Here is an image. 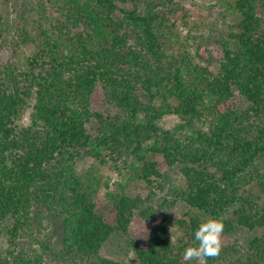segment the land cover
I'll list each match as a JSON object with an SVG mask.
<instances>
[{
	"label": "trees",
	"instance_id": "1",
	"mask_svg": "<svg viewBox=\"0 0 264 264\" xmlns=\"http://www.w3.org/2000/svg\"><path fill=\"white\" fill-rule=\"evenodd\" d=\"M174 4L0 0V234L9 244L0 264H122L102 248L114 233L129 234L137 217L147 233L131 240L140 264H193L171 243L178 197L196 211L186 246L208 217L229 213L225 231L256 232L207 264H264V0H232L217 70L174 48ZM10 50L29 54L3 60ZM237 94L244 107L229 104ZM109 104L119 111L106 114ZM168 115L180 119L173 129L162 126ZM103 151L112 160L134 156L141 178L161 191L164 170L178 167L184 187L154 206L151 196L114 197L108 220L76 172L83 152L104 163ZM54 216L62 219L58 249L40 222ZM27 236L43 251H17Z\"/></svg>",
	"mask_w": 264,
	"mask_h": 264
},
{
	"label": "rangeland",
	"instance_id": "2",
	"mask_svg": "<svg viewBox=\"0 0 264 264\" xmlns=\"http://www.w3.org/2000/svg\"><path fill=\"white\" fill-rule=\"evenodd\" d=\"M174 6H168L175 9L172 14L173 30L175 37L173 46L176 50H190L193 52L195 61L202 65H209L212 69L217 70L223 58L222 46L220 40L228 33L230 24L232 23V12L230 3L232 0H174ZM29 54L26 50L21 56L10 50L3 54L2 59L7 61L24 60ZM233 107H244L246 100L237 94L233 100L229 102ZM119 109L109 104L105 112L106 114H114ZM31 108H28L21 118V122L27 125L30 122ZM180 119L175 115H168L162 121V126L167 129H173ZM91 132L96 133L98 123L96 119L89 123ZM106 162L102 163L96 157L83 152L76 164V172L83 180L88 189L94 192L97 209L108 219H113L115 215L114 197L120 195L141 196L146 198L151 196L150 204L154 206L158 199L169 194L170 198L178 195V192L184 187V177L179 172L178 167L166 168L164 170V191L158 188H151L146 181L140 176V166L136 158L132 155H124L122 158L112 160L107 151H103ZM151 160L162 161L161 154H151ZM153 192L151 194V190ZM257 196H261L260 192L254 189ZM262 197V196H261ZM175 206L169 211L170 232L173 243L177 250L183 249V254L188 243L189 229L188 223L190 217L195 215V210L188 206L180 197L177 199ZM264 201V197L261 198ZM229 214V213H228ZM225 215L221 219H226L229 215ZM206 219V218H205ZM204 219V220H205ZM38 220V219H37ZM35 220L33 233L36 237L41 238L39 232L42 225ZM62 219L54 216L43 222L49 229L53 248H60L62 244ZM146 223L140 218H136L129 234L114 233L108 241L103 245L102 255L108 259L120 262L122 264H140L135 251L132 248L131 240L143 241L146 238ZM256 232H250L247 229L236 227L233 231H223V246L238 242L246 244ZM0 251L4 257H8L7 248L9 244L6 237L0 234ZM34 240V239H33ZM32 240L31 236H27L20 240L17 251H21L26 244L29 247L43 249ZM34 244V245H33ZM28 249V247H27ZM48 256V255H46ZM193 264L199 262L192 260Z\"/></svg>",
	"mask_w": 264,
	"mask_h": 264
},
{
	"label": "clouds",
	"instance_id": "3",
	"mask_svg": "<svg viewBox=\"0 0 264 264\" xmlns=\"http://www.w3.org/2000/svg\"><path fill=\"white\" fill-rule=\"evenodd\" d=\"M224 224L221 218L208 217L194 233V243L185 249L183 259L207 264L208 258H216L223 249ZM173 238L171 237V243Z\"/></svg>",
	"mask_w": 264,
	"mask_h": 264
}]
</instances>
